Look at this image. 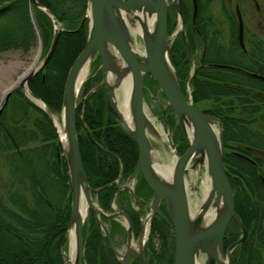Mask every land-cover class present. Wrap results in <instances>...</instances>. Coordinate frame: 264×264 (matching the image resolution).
<instances>
[{
	"label": "trees",
	"instance_id": "16d2710c",
	"mask_svg": "<svg viewBox=\"0 0 264 264\" xmlns=\"http://www.w3.org/2000/svg\"><path fill=\"white\" fill-rule=\"evenodd\" d=\"M38 1L68 30L79 29L85 15V0H72L70 4L69 0ZM199 3L200 20L203 7L201 0ZM180 8L188 25L186 44L192 50L199 46L203 48L202 67L197 69L195 77L190 81L194 105L197 107L200 100L215 96L220 100V95L235 98L234 101L230 99L227 102V109H217L215 114L205 112L218 117L224 124L225 168L235 192L236 210L248 230L245 242L235 249L231 264H264V168L261 160L256 158L259 153H264V131L256 127L259 125L256 123H264V113L254 118L264 112V82L237 71L214 68L213 64H232L246 68L242 63L243 52L238 43L234 42V47L226 54L227 59L223 58L220 51L217 53L214 50L210 29L203 25L200 26V31L205 40L204 50L203 41L196 36L192 26L191 1L182 0ZM31 13L35 16L45 47L50 46L53 22L46 13L35 8L31 0H0V54L33 50L37 34L31 21ZM173 29L174 27H169L170 34ZM87 37V22L77 32L62 33L48 65L29 82L30 89L56 115L61 114L66 79L85 48ZM172 53L182 91L188 97L184 85V80L188 77V72L185 71L187 67L182 66V61L177 59L183 53L185 62H190L184 40L177 39ZM100 63V58H97L95 65L98 67ZM251 69H256L264 76V69L259 71L254 64ZM101 77L99 74L96 81L101 80ZM93 80L94 78L85 84L82 91L84 97L93 88ZM151 86L156 89V83L152 79ZM254 99L257 104L253 102ZM233 102L240 105V111L244 115L253 117L254 120L244 121L232 117ZM82 107L81 102L77 110V126L82 158L88 174L90 169L98 171V160L106 162V159L101 160L104 153L100 146L112 149L120 144L131 145L127 142L116 143L117 140L127 141L131 136L114 117L105 88L88 101L85 122L80 118ZM169 114V120L178 121L172 112ZM107 124L114 125V129ZM88 130L99 145L90 138ZM188 148L189 141L183 138L182 147H178L179 153L182 155ZM0 153L11 168L9 188L6 189V194L0 193V264H64L61 250L69 242L72 204L67 163L65 157L61 156L63 150L53 124L22 88L15 90L0 116ZM101 169L103 173L104 167ZM241 234L236 222L232 221L226 234L225 250ZM174 259L173 238L170 264H174Z\"/></svg>",
	"mask_w": 264,
	"mask_h": 264
},
{
	"label": "water",
	"instance_id": "95a60500",
	"mask_svg": "<svg viewBox=\"0 0 264 264\" xmlns=\"http://www.w3.org/2000/svg\"><path fill=\"white\" fill-rule=\"evenodd\" d=\"M180 0H86L85 16L82 24L89 22V35L86 46L72 66L64 89L62 105L63 130L66 144L61 137V132L54 114L48 105L40 98L33 95L28 82L48 65L52 59L60 36L63 32L54 14L42 6L38 0H32L35 8L46 13L52 20L54 35L49 52L38 68L29 75L24 76L17 84L6 93L4 100L8 101L12 90L21 87L31 100L42 109L52 120L60 137L63 154L65 156L70 176L72 190V206L69 223L70 249L71 242L74 244V259L71 257L66 264H84V226L86 218L82 214V192L84 191L90 206L93 207L91 187L86 174L82 153L80 149L77 129V99L79 95L78 80L83 67L92 63L96 57L102 61V83L92 90L84 99L87 104L90 97L99 89L105 87L108 91L110 105L123 126L137 140L140 147V162L134 176L143 171L145 180L156 194L155 203L164 200L167 203L173 234L175 237V262L174 264H200L202 257L206 258L207 264H231L232 255L237 247L242 245L248 235V230L236 210L235 193L228 179L225 169V129L223 122L212 115L206 114L194 105L193 96L190 92L186 98L180 86L176 68L173 63L172 45L174 38L179 34H185V17L179 5ZM173 7L179 15L181 29L174 35L169 34L168 17L169 10ZM237 12L240 18L239 38L244 47V23L239 7ZM124 15L128 21L125 20ZM150 17L155 20L153 29L143 26L141 35L143 51L134 48V40L131 28L137 23L142 24L141 17ZM198 16L197 0H193V24H196ZM31 21L39 35L37 21L31 13ZM143 25V24H142ZM185 39V35L183 36ZM42 47V42H40ZM122 65L123 67H120ZM111 71L121 77L131 75L132 91L130 95V112L134 125L130 127L117 104V91L121 82L111 85L107 74ZM145 75H149L158 85L157 100L166 116V111L171 109L173 115L179 120L181 127L186 132L190 146L183 155L174 150V171L171 178L160 176L151 168L153 164L152 146L148 141L147 132L158 133L152 123L145 107L144 92L150 90L144 84ZM194 73L190 76L193 77ZM255 77L264 81L263 76L254 74ZM189 91V90H188ZM162 95L167 100L163 105ZM3 107L0 110V116ZM60 125V124H59ZM192 132V137L188 134ZM170 148L171 145L168 144ZM199 172V166L206 169L207 177L210 178L212 191L206 197L202 211L216 209V216L209 224H205L202 215L194 217L190 211V198L187 188L186 172L191 167ZM232 221H235L242 232L239 240L233 243L225 251L226 234ZM72 232V233H71ZM123 264H132V259L122 256ZM141 264H148L144 256Z\"/></svg>",
	"mask_w": 264,
	"mask_h": 264
},
{
	"label": "flooded vegetation",
	"instance_id": "af4514ba",
	"mask_svg": "<svg viewBox=\"0 0 264 264\" xmlns=\"http://www.w3.org/2000/svg\"><path fill=\"white\" fill-rule=\"evenodd\" d=\"M182 0H180L181 2ZM192 3V16H193V0ZM171 2V0H170ZM198 16L196 24L193 26L194 33L203 43L205 50V40L200 31V26L206 25L210 27V22L200 17V3L197 0ZM240 9V14L243 20V14L241 11V3L237 0L236 13L234 15L235 21H237V43L238 47L243 52V59H245V69L234 66L232 64H213L214 68L227 69L230 71H237L243 73L249 77H254V74H259L256 69L252 70L251 67L254 64L257 66V70L264 69V55L261 53L255 55L249 49L246 30L244 25V47H242L239 38L240 30V18L237 12V8ZM258 8V5H257ZM175 11L173 7L169 10V27L174 24L172 12ZM176 17L178 16L175 11ZM201 21V22H199ZM193 23V18H192ZM201 23V24H199ZM176 24V23H175ZM236 25V24H235ZM211 35V29L209 31ZM172 34V33H171ZM186 38L188 39V28L185 29ZM182 33L178 34L175 39L183 38ZM213 39V38H211ZM214 50L218 53L219 46L212 40ZM214 51L215 54H217ZM202 56H204L202 54ZM101 61V60H100ZM201 66L203 60L201 59ZM198 67V68H199ZM197 71V69H196ZM264 77V76H263ZM259 79V78H257ZM103 80V74H102ZM260 80V79H259ZM262 81V80H261ZM264 82V81H263ZM151 79L148 76L144 78V84L151 91L154 92L153 87L150 85ZM157 93V92H156ZM145 106L150 103L151 99L149 94L145 91ZM165 100V98H164ZM122 127V122L120 121ZM125 131L131 136L127 141L117 140L116 143H130L131 145H116L112 149L106 146H101V150L104 155L101 156V160L106 159V162H100L98 165L102 169L100 171L88 172V178L90 186L92 187V197L98 206L97 210L90 209L89 215L85 221L84 227V264H123L122 258L119 255L124 256L128 246L130 245V234L133 239V246L137 250L141 249L148 264H170V245H171V222L168 213L167 203L161 200L159 203H155L156 194L154 190L145 180L143 171L137 176H134L140 162V147L135 137L125 129ZM148 141L154 150H152V157L155 159L157 154L162 155V161L168 154V149L165 141V137H161L159 133L147 132ZM159 136V137H158ZM129 138V136H128ZM113 159H116L114 161ZM103 176V177H102ZM103 226L106 228L104 229ZM173 236V234H172ZM146 237V238H145ZM174 237V236H173ZM145 238V241H144ZM156 239L159 240L155 243ZM175 241V239H174ZM142 242V245H141ZM142 246V247H140ZM139 252V251H138ZM89 259L92 263L89 262ZM132 264H141L139 258L133 259Z\"/></svg>",
	"mask_w": 264,
	"mask_h": 264
},
{
	"label": "rangeland",
	"instance_id": "374dc122",
	"mask_svg": "<svg viewBox=\"0 0 264 264\" xmlns=\"http://www.w3.org/2000/svg\"><path fill=\"white\" fill-rule=\"evenodd\" d=\"M71 1L72 0L68 1L69 4ZM201 1H202V7H203L201 19L203 20V22L205 20L210 22V27L207 28L208 30L211 29L210 37L213 38L212 40L214 41V43L219 46V48H220L219 51L221 52L222 57L227 59L226 54L229 53V51L232 47H234L233 46L234 42L235 43L237 42V39H236L237 33H238V31L236 30L237 29V21H235V17H234V15L236 13L237 0H201ZM239 1L241 3V11L243 14V23L245 25L246 39H247L248 47L253 52H255V50H256V52L254 54L259 55L262 53L264 55V0H239ZM257 5H258V8H257ZM171 14H172L173 20L175 21L174 24H172V28L174 27V29L172 31V35H174L176 33V31L179 29L180 18L178 16L176 17L175 11H173ZM84 24H82V22H81L79 29ZM58 25L60 26L61 29H64V30L69 31V32L79 31V29H77L76 31L68 30V28H66V26L61 24V23H58ZM187 26L188 25L186 22V30H187ZM38 31H39V35L36 32V34H37L36 45L33 48V50H31L30 52L11 51V52H6L3 54H0V110L3 107L2 112L6 108L8 101L10 99L9 98L8 101H5L4 100L5 94L7 92H9L13 88L12 86L17 84L19 78L31 66H33L37 57L40 56L39 60L37 61L38 65H40L42 63V61L44 60L45 56L47 55V53L49 52L51 44L48 48H46L44 40H43L41 33H40V30H39V27H38ZM63 33H65V32H63ZM66 33H68V32H66ZM53 35H54V26H53ZM52 39H53V36H52ZM176 41H177V38L176 39L174 38L173 45ZM40 42H42V47H40ZM184 42H185L186 48L188 50L190 62H187V63L185 62L186 58L183 55V53H180V55L177 59L182 61V66L185 65L187 67V68H185V71L188 72L187 73L188 77L184 80V85L186 86V91L188 92V94H190V92H191L192 96H193V90H192L190 81L192 80L193 77H195L196 72H197L196 69H198V67L201 66L200 62H201V59L203 60V56H202V53H203L202 49L203 48L199 46V47H196L194 50H192L187 45L188 39L186 38V36H185ZM51 43H52V40H51ZM137 45L141 50L143 49V43L141 42V39H137ZM173 45H172V50H173ZM235 47H236V45H235ZM172 57H173V53H172ZM242 63L244 64V66L248 65L246 63L245 59H243ZM90 70H91V74H90L89 79H91L94 76V80H93L94 86L87 93V95L102 83V77H101V80L96 81V78L99 76V74H101V76H102L101 63H100V65H98V67L96 65L95 66L92 65ZM193 73H194L193 77H191V79L189 80L190 76ZM178 80H179V83H181V80L179 78H178ZM150 85H151V83H150ZM18 88H21V87H18ZM18 88H15L14 90H12L11 96L15 92V90H17ZM154 88H156V89H154V92H151V94L155 98L150 97L151 101L149 104L146 105V110H147L148 115H150L151 119L154 121V124H156L157 128H159L162 131V133L164 132L163 134H165V138H166L165 141H166V145H167V149H168V155L165 158H166L167 162H171L174 158V155L169 150L168 144H170L171 147L174 150H176L179 155H181L178 151V147H180V148L182 147L183 138H186V139H188V138H187L186 132H184L182 130V128L180 127V123L178 121H176V120H172V121L169 120V122L165 121L166 119L163 115H161L162 111H161V108L159 107L160 106L159 101L157 100L156 91H158V85L156 84V86ZM246 88H248V87H246ZM82 89H84V87ZM97 92H95L94 94H96ZM85 97H84L83 93H81L80 98H79V101H80L79 103L82 102L84 105L83 101H84ZM188 97H189V95H188ZM216 97L217 96L213 97L212 99L208 98V99L200 100L197 103V108H199L201 111L215 114V112H217L216 111L217 109H220V110L227 109V107L229 106V105H227V102L230 101V99L232 101L235 100V98H233L231 96H229L230 98H227L228 97L227 95H220L219 96L220 100H217ZM193 101H194V99H193ZM256 101L257 100L254 99L253 102H255L257 104ZM233 103L234 104L232 106V112H231L232 115L231 116L235 117V118H241L244 121H248V120H252V119L254 120V118H257L262 113H264V112H261L260 114L256 115L254 118L253 117H247V115H244L240 111L241 110L240 105L238 106V104H235V102H233ZM163 105L164 106L167 105L166 99L163 100ZM11 111H12V108L10 109L9 114H11ZM262 111H264V109ZM61 114L56 115V118H57V121L60 124V126L63 127V121H62V115ZM167 124H169V125H167ZM256 124H259L258 126L256 125V127L260 128L259 130L264 131V123H262L260 121ZM55 131H56V135L58 137V140L60 142V137L58 135L56 128H55ZM60 144H61V142H60ZM32 146H34V144ZM61 148H62V146H61ZM62 155L64 156L63 153L61 154V156ZM256 158L259 159V161L261 160L260 162H262L263 168H264V153H259V155L256 156ZM199 167L200 168H199V173H198V177H197L199 185L196 187V190H197L196 194H194V195H196V196H194V198H195L194 207H196V208L199 205H201V201L203 198V195H202L203 194V192H202L203 191V185H204L203 183L207 180L206 169L203 166H199ZM67 168H68V165H67ZM100 168L101 167L98 165V167H97L98 171H100ZM68 173H69V169H68ZM86 174H87V172H86ZM194 177H196V170H194L192 168V165H191V167L189 168V171H188L187 179L189 180V182H191L194 180ZM10 179H11V168L9 167L7 160L4 159L3 154L0 153V193H2V194L5 193L6 189L9 188V185L11 183ZM89 185H90V183H89ZM92 191L93 190L91 187V193H92ZM69 223H70V221H69ZM68 235H69L68 236V238H69L68 246L64 247L61 250V255H62V258L64 259L65 263H67L70 259V250L71 249H70L69 229H68ZM170 238H171V245H170L171 249L170 250L172 252V244H173V238H174V237H172V234H171ZM154 242L158 243L159 240L156 239V241H154ZM225 251H227V250H225ZM232 258H233V255H232ZM89 262L92 263L90 261V259H89ZM231 263H232V261H231ZM94 264H102V263H94ZM203 264H207V261H206L204 256H203Z\"/></svg>",
	"mask_w": 264,
	"mask_h": 264
},
{
	"label": "bare ground",
	"instance_id": "6f19581e",
	"mask_svg": "<svg viewBox=\"0 0 264 264\" xmlns=\"http://www.w3.org/2000/svg\"><path fill=\"white\" fill-rule=\"evenodd\" d=\"M86 1V0H85ZM141 19H142V24H136L134 27L131 28V33H132V37H133V40H134V48L138 51H143V49L141 50L138 45H137V39H141V42L143 43L142 41V33H143V26L145 25L146 27H148V29H150V31L153 29V26L155 24V20L153 18H150V17H142L140 16ZM124 18L126 21H128L127 17L124 15ZM129 22V21H128ZM88 23V35H89V22ZM193 24V23H192ZM38 26V25H37ZM194 26V24H193ZM179 29H181V24L179 25ZM87 40H88V37H87ZM87 43V42H86ZM86 46V45H85ZM84 50V49H83ZM40 57V56H39ZM39 57H37L36 61L34 62L33 66H31L20 78L18 81H20L24 76H27L29 75L31 72H34L37 68H38V63L37 61L39 60ZM97 61V57L95 58V60L90 64V63H87L81 73H80V76H79V80H78V90L79 91V95H78V99H77V105H78V108L80 106L81 103H79V98H80V94L82 93L83 91V87L85 86V84L90 80L89 77H90V74H91V66H95V63ZM74 65V64H73ZM120 67H123L122 65H120ZM72 68V67H71ZM45 69V68H44ZM71 70V69H70ZM42 72V71H41ZM40 72V73H41ZM70 72V71H69ZM102 74H103V71H102ZM38 75V74H37ZM37 75H35L33 78H35ZM69 75V74H68ZM120 75H121V72H120ZM119 74L117 73H112L111 71L108 72L107 74V77H108V81L109 83L113 86L115 84H117L118 82H116L117 80L121 82V86H120V89L117 91V104L119 106V109H120V112L122 113V116L124 117V119L126 120L127 124L132 127L134 125L133 123V119H132V116H131V112H130V95H131V91H132V78H131V75L127 74V75H123L122 78H120ZM120 76V77H119ZM146 76V75H145ZM32 78V79H33ZM68 78V77H67ZM94 76L91 78L93 79ZM31 79V80H32ZM30 80V81H31ZM29 81V82H30ZM67 81V79H66ZM29 82H28V88L30 90V92L35 95L36 97H38L31 89H30V86H29ZM66 84V83H65ZM15 85H13L12 87H14ZM105 87L101 88V89H104ZM65 89V88H64ZM100 90V89H99ZM98 90V91H99ZM157 92V96H158V91ZM26 94V92H25ZM6 95V94H5ZM28 96V98L31 100L30 98V95L27 93L26 94ZM64 96V95H63ZM87 96V95H86ZM39 98V97H38ZM109 98V96H108ZM41 99V98H40ZM42 100V99H41ZM32 101V100H31ZM43 101V100H42ZM33 102V101H32ZM34 103V102H33ZM109 103H110V100H109ZM35 104V103H34ZM36 105V104H35ZM62 105H63V102H62ZM87 105V104H86ZM86 105H83L82 107V113H81V119L83 122H85V110H86ZM38 107V105H36ZM111 107V105H110ZM40 108V107H39ZM77 108V110H78ZM50 109V108H49ZM112 109V108H111ZM51 110V109H50ZM113 111V110H112ZM52 112V110H51ZM172 112L171 109L170 110H167L166 112V116H165V121L169 122V113ZM45 113V112H44ZM53 113V112H52ZM61 113H62V110H61ZM46 114V113H45ZM54 114V113H53ZM113 114H114V117L117 118L119 121L120 119L116 116V114L114 113L113 111ZM172 115H173V112H172ZM55 116V119L57 121V118H56V114H54ZM48 117V116H47ZM150 117V116H149ZM49 118V117H48ZM151 119V118H150ZM51 123H52V120H50ZM152 123L154 124V121L151 119ZM53 124V123H52ZM108 125V124H107ZM169 125V124H167ZM54 126V124H53ZM59 129H60V132H61V137L63 138L64 140V143L66 144V139H65V132L63 130V127H61L59 124ZM154 126L156 127V129L158 130V133L161 137H165V134L162 133V131L157 128L156 124H154ZM108 127H111L112 129H114V125H108ZM89 132V136L91 139H93V135H92V132L90 130H88ZM157 134V133H156ZM188 134L190 137H192V132L190 129H188ZM159 137V136H158ZM163 137V138H164ZM78 139H79V135H78ZM94 140V139H93ZM95 141V140H94ZM96 142V141H95ZM79 144H80V141H79ZM96 145H99V143L96 142ZM101 147V146H100ZM169 150L172 152V154L174 155V149L173 148H170L168 147ZM80 149H81V146H80ZM154 152V150H153ZM152 152V153H153ZM82 153V152H81ZM168 155V154H167ZM161 157H163L162 155L160 154H157L155 156V159L152 157L153 159V164L151 166V168L153 169V171L155 170L160 176L164 177V178H171L172 176V173L174 171V163H175V160H176V157L173 158V160L171 162H167L166 161V158L162 161H159L160 159H162ZM198 173L199 172H196V177H194V180L189 182V180L187 179V175H188V171L186 172V179H187V188H188V192H189V198H190V211L191 213H195L193 218L194 217H197L198 215H202L203 219H205V224H209L213 221V219L215 218L216 216V209H211V208H208V209H205V211H202V205H204L205 203V199L206 197L211 193L212 191V184H211V181H210V178L207 177V180L203 183V198H202V201H201V205H199L197 208L194 207V204H195V198L194 194H196L197 190H196V187L199 185V182H198ZM88 177V175H87ZM70 178V176H69ZM89 181V179H88ZM91 187V186H90ZM91 193V192H90ZM91 196H92V193H91ZM193 196V197H192ZM92 200H93V207L95 209H93L88 200H87V196H86V193L83 191L82 192V198H81V204H82V214L84 216V218L87 219L88 215H89V212H90V209L92 208L93 210H97L98 209V206L97 204L95 203L93 197H92ZM194 202V203H193ZM104 229H106L104 226H103ZM172 228V226H171ZM72 233V232H71ZM172 234H173V229H172ZM146 238V237H145ZM145 238H144V241H145ZM132 235L130 234V245L128 246V249L126 250V253L124 256H127V257H130L132 260L133 259H136V258H139L141 260V258H143V253L141 252V249L140 250H137L136 248H134L133 246V242H132ZM141 245H142V242H141ZM74 244H73V240L71 242V250H70V257L73 261L74 259ZM142 247V246H140ZM139 251V252H138ZM121 257V255H119ZM122 258V257H121ZM145 258V257H144ZM206 259V258H205ZM146 260V259H145ZM200 264H203V257L201 259V262Z\"/></svg>",
	"mask_w": 264,
	"mask_h": 264
}]
</instances>
